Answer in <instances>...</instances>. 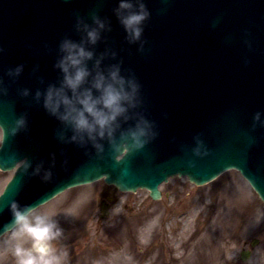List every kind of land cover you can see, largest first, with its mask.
Segmentation results:
<instances>
[{"label":"water","instance_id":"water-1","mask_svg":"<svg viewBox=\"0 0 264 264\" xmlns=\"http://www.w3.org/2000/svg\"><path fill=\"white\" fill-rule=\"evenodd\" d=\"M118 2L0 0V44L5 47L0 75H6L8 65L26 61L19 80L0 97V123L7 126L25 110L30 114L28 132L3 137L0 167L16 166L19 161L8 159L12 151L17 159L29 156L34 161L40 157L50 161L55 152L58 162L48 182L27 175L22 165L17 168L0 195V226L12 218L13 199L22 204L45 202L69 186L102 176L121 190L147 187L158 198L159 184L170 175L188 174L202 184L235 167L264 199V127L251 128L255 111L264 108V0H147L152 15L146 23L143 52L127 40L115 12ZM93 13L110 25L95 45H88L96 53L88 61L93 74L102 53H107L101 63L105 70L122 59L123 67L140 78L144 107L158 123L159 135L139 152L114 156L105 139L101 157L91 142L62 143L55 135L63 127L61 121L35 98L38 88L63 79L56 66L60 40L66 34L84 38L74 26L76 15L93 23ZM112 51L118 54L112 56ZM22 86L31 87L32 95L20 96L17 88ZM130 123L122 121L121 127ZM198 132L211 149L202 157L192 151ZM250 136L256 137L255 143H249ZM65 155L67 168L59 166ZM192 159L194 166L189 164Z\"/></svg>","mask_w":264,"mask_h":264},{"label":"clouds","instance_id":"clouds-1","mask_svg":"<svg viewBox=\"0 0 264 264\" xmlns=\"http://www.w3.org/2000/svg\"><path fill=\"white\" fill-rule=\"evenodd\" d=\"M115 12L127 33L131 44H138L141 52L145 51L146 23L152 15L147 0H119ZM93 23L84 16L76 15L75 28L83 33L82 40L65 35L59 42L61 55L56 66L62 69L63 79L50 83L44 89L35 92L37 102L42 100L47 112L61 121L63 127L57 128L55 135L62 143L76 142L86 146L91 142L97 155L103 156L106 150L104 140L112 146V154H130L139 152L159 135L158 123L150 118L144 107L145 98L143 84L131 69L123 67V60L112 63L107 69L101 67L102 53L95 61L96 71L93 74L88 61L95 55V45L101 38L103 30L110 25L99 14L93 13ZM5 51L0 44V53ZM118 53L112 51L111 55ZM25 62L8 65L6 75H0V97L7 96L10 85L19 80L25 70ZM38 65L33 69L35 71ZM20 96L32 95L28 86L17 88ZM122 121H132L122 128ZM264 127V108L258 109L253 115L252 129ZM121 129L117 139V130ZM30 130V114L27 110L15 116L5 126L0 123V134L6 138L15 137L21 132ZM70 133V134H69ZM192 151L196 156H206L211 149L203 139V133L195 135ZM256 137L250 136L249 143H255ZM63 151V150H62ZM17 152L8 155L11 161H19L23 171L29 176H38L42 181L53 179L57 170V157L53 152L52 159L40 157L35 161L29 156L17 159ZM194 159L189 160L195 165ZM69 157L64 156L59 166L67 168ZM126 171V170H125ZM11 219L0 226V242L10 249L15 264H67L68 250L59 241L65 234L60 220L46 210L44 202L22 204L13 199L10 203ZM94 264H102L95 260Z\"/></svg>","mask_w":264,"mask_h":264},{"label":"rangeland","instance_id":"rangeland-1","mask_svg":"<svg viewBox=\"0 0 264 264\" xmlns=\"http://www.w3.org/2000/svg\"><path fill=\"white\" fill-rule=\"evenodd\" d=\"M13 174L0 169V193ZM160 187L154 200L146 189L124 192L100 179L44 204L64 226L67 264H264V202L238 170L202 186L175 175ZM106 194L114 201L102 220ZM245 249L252 252L243 261ZM0 264H15L2 242Z\"/></svg>","mask_w":264,"mask_h":264}]
</instances>
